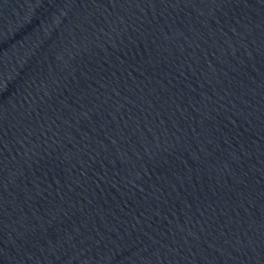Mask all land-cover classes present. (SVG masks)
I'll return each mask as SVG.
<instances>
[{
  "label": "water",
  "instance_id": "1",
  "mask_svg": "<svg viewBox=\"0 0 264 264\" xmlns=\"http://www.w3.org/2000/svg\"><path fill=\"white\" fill-rule=\"evenodd\" d=\"M0 264H264V0H0Z\"/></svg>",
  "mask_w": 264,
  "mask_h": 264
}]
</instances>
